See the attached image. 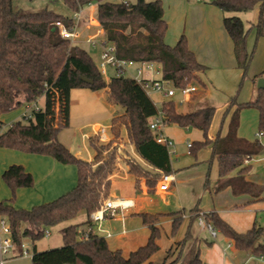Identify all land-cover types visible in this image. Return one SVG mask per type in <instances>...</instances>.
<instances>
[{
  "label": "trees",
  "instance_id": "16d2710c",
  "mask_svg": "<svg viewBox=\"0 0 264 264\" xmlns=\"http://www.w3.org/2000/svg\"><path fill=\"white\" fill-rule=\"evenodd\" d=\"M15 0H0V116L18 107L28 106L43 96L44 106L31 110L29 116L13 122L0 132V148L30 155L49 157L63 165L76 167L77 181L73 188L52 201L32 206L29 209L16 208V190L32 188L33 177L21 165H11L1 174V179L11 192L8 200L0 201V219L5 218L10 227L11 240L17 255L20 245L28 240L33 248L30 264H152V256L159 250L160 223L162 218L171 219V235L181 224L182 213L166 214L138 213L142 225L149 230L146 243L124 256L121 250H111L104 237L93 231L92 214L102 200L109 195V177L116 170L114 151L106 153L108 145H100L97 136L89 138V147L94 152L92 161L74 156L57 140L59 132L68 126L69 95L73 89L103 91L108 104L120 106L121 115L110 121L113 138L126 132V139L134 147L137 156L156 171L171 175L172 168L164 144L156 142L157 134L149 129L150 120L158 112L163 115L164 124H175L181 128H195L203 140L190 144L189 154L204 147H211V160L217 163L220 182L214 193L230 188L234 195L246 194L258 198L261 187L246 181L250 166L244 165L245 157L263 153L257 140L249 142L239 138L240 108L253 107L258 114V127L264 129V89H257L254 101L236 107L232 98L223 114L221 125L227 118V131L221 137L220 130L213 140L207 136L215 109L201 107L185 113L175 110L172 101L163 102L158 110L146 91L134 79L119 76L105 81L90 55L76 44L62 39L53 23L63 22L73 28L71 18L61 16L46 8L36 12L17 9ZM70 11L96 4V21L107 43L114 46L115 56L121 60L152 62L159 64L162 78L176 88H183L191 82L201 88L205 84L199 74L206 68L200 64L188 48L184 35L179 36L173 46L164 42L167 23L163 19L160 0L146 2L136 0L134 4L112 3L108 0H62ZM210 4L224 14L247 13L258 7V17L253 25L256 36L264 37V0H211ZM222 24L233 46L236 66L243 73L247 70L250 56L246 51V33L237 16H224ZM264 71L254 77L262 78ZM87 79L90 83H85ZM196 100L193 95L188 104ZM234 108V109H233ZM0 122V126H1ZM112 143V141H111ZM127 174L145 179V186L153 190L159 176H151L140 166L127 162ZM237 176L227 178L234 170ZM207 185V181L204 186ZM84 213L86 220L81 224L64 227L60 233L62 246L36 251L35 242L45 236L48 228L74 219ZM199 214L198 209L190 211V223L182 243L190 241L192 222ZM207 225L212 226L233 248L250 252L264 259V230L256 225L244 233L234 231L217 213H202ZM208 246L211 243L207 244ZM169 252V251H168ZM166 253L162 264H201L197 239L187 252H179L171 259Z\"/></svg>",
  "mask_w": 264,
  "mask_h": 264
},
{
  "label": "rangeland",
  "instance_id": "374dc122",
  "mask_svg": "<svg viewBox=\"0 0 264 264\" xmlns=\"http://www.w3.org/2000/svg\"><path fill=\"white\" fill-rule=\"evenodd\" d=\"M112 3H120L125 2L129 4H134L136 0H108ZM146 2H151L155 0H145ZM162 4L163 11L165 12L164 21L167 23V31L170 33L176 29V23L178 22L179 15L181 17V21L187 18V24H180L182 28H184L186 32L191 30L190 27L197 26L191 22H197L199 26L209 23H214V20L217 19L222 23L223 14L221 11L210 4L211 0H203L200 4L194 3L189 0H160ZM14 5L17 9H22L24 11L36 12L41 9H48L53 11L56 14H59L64 17H72L73 12L68 9V7L63 3L62 0H15ZM195 5H199L198 7ZM94 6V4H93ZM83 12L88 13L90 11V7L86 6L82 8ZM257 11L258 8H254L252 11L247 13H238L235 16L239 17L243 23L244 31L246 33V51L250 56V62L247 70L243 73L242 70L236 67L235 63L231 64L228 68L224 70H210L204 75L203 73L200 76L205 80L207 87L205 91H203L202 96L200 94L196 95V100L192 104L184 103L182 105H178L175 103V110L181 113H185L188 111L189 106H193L194 108L198 107H206L207 105H202V101H206L208 105L215 108V114L213 116L211 125L208 129L207 136L215 137L217 132L220 130L221 134H223L225 128L227 127L228 119L224 120V123L221 125L224 111L226 109V105H228L229 101L232 98H235L236 107L242 106L247 103L254 101L257 96V88L256 83L257 80L254 79L256 75L260 72L264 71V37H257L255 33V29L253 25L257 21ZM224 16H229L225 14ZM232 16V15H231ZM90 17L96 21V9L93 8ZM177 18V19H176ZM195 20V21H194ZM199 22V23H198ZM204 22V23H203ZM79 25V23H78ZM223 25V24H222ZM93 26H89L86 29H83L81 26L76 29L78 33V37L73 41V44H76L81 49L85 50L90 57L92 58L95 65H97L99 61L98 54L95 49H92L88 44L84 41L89 35L93 34L99 28L93 22ZM224 28V27H223ZM185 33H183L185 35ZM99 37L102 38V35L99 34ZM131 72V71H129ZM264 77V73L262 75ZM113 77L112 70H108L107 76L104 79H110ZM262 77V78H263ZM207 78V79H206ZM201 79V78H200ZM190 84L198 86V90L201 91V87L195 83L191 82ZM207 92V94H206ZM148 97L155 104L157 109L161 108L162 102L172 101L176 102L179 98V93L173 98H166L161 93H157L154 91L146 92ZM71 99H75L76 97H85V98H94L99 96L101 98V103L107 105L105 101V95L103 91H99L97 93H92L88 90L84 89H73L71 90ZM91 105H94V100ZM201 102V103H200ZM201 104V105H200ZM37 105H42V103H38ZM98 106V104H96ZM82 106V105H81ZM113 115H108V112L101 118H87L88 114L80 111V108L77 106H73L71 109L72 116L70 118V127L74 130V136H71L73 130H65L67 127L63 128L62 136L60 137L61 142H65L66 138L68 140H72V142L76 145H82L80 139L81 132L91 133V125L84 127L82 130L78 129L79 127L86 124V122L92 123V121H97L100 124V128L105 129V133L107 138L101 140L99 139L98 143L100 145H108L109 147L106 150V153L110 151H114L116 154L115 158V166L116 170L113 174L117 173L119 168L118 165H121L126 169L127 172V162L135 163L140 166L144 171L150 173L151 176H159L154 173L153 170L149 169L148 166L140 160L137 156L134 147L128 142L125 137V131L121 129V135L117 138H113L110 132V117L108 116H117L122 114L123 109L120 106L113 105L112 106ZM34 109L33 105L30 104L28 106L22 105L15 110L10 111L9 113L3 115L0 118V121L3 123L0 126V132H3L8 128V125L15 120L17 116H19L20 112L26 111V113L30 114L31 110ZM103 109V108H102ZM80 111V112H79ZM111 112V110H108ZM101 112H103L101 110ZM18 118V117H17ZM20 118L19 120H21ZM93 121V122H94ZM99 129V128H98ZM80 130V131H79ZM60 131V132H61ZM259 131L258 127V114L255 108L253 107H244L240 108L239 111V128H238V136L246 139L247 141L257 140L259 142H264V129L261 131L262 137L260 139L255 138V134ZM163 133L167 136V139L171 142L172 148L170 149L172 153L169 154L172 174L175 177V184L168 190L169 195L166 197V203L162 201V199L154 196L155 192L159 191L158 187L160 185L159 179L155 184L153 190H148L145 186V179L139 178L138 183H134L135 195L138 197H152L151 203H146L144 205V212L148 213H171V212H181L183 220L181 224L177 227L174 234L171 235V226L170 225H160V238L158 240L159 250L152 256L151 262L152 264H162L163 258L166 257V253L169 256L168 260L175 258L179 252L185 253L191 247L193 242V238L190 240L191 244L189 247V242L182 243L181 240L187 234V227L190 223V211L193 209H198L199 211L209 212L213 210L214 207H217V202L214 196L209 195L207 192H204V183L207 178L210 182L217 177V163L214 159L211 160V147H204L198 150L195 155H191L188 152L187 144H191L193 142H199L203 140L202 133L195 128H181L175 124H169L163 126ZM112 141V143H111ZM59 142V141H58ZM60 143V142H59ZM61 144V143H60ZM263 144V143H262ZM264 145V144H263ZM89 151V148L87 146ZM81 156L80 159L85 160L87 158V153L82 149L81 146ZM1 153H6V156H0V168L7 162L9 166L11 165H21L22 161H17V158L20 155H26L25 153L0 148ZM11 155L7 157V154ZM73 154V153H72ZM15 156V157H14ZM260 158L264 156H259ZM258 156H256L251 164L256 167L258 165ZM6 165V166H8ZM0 173V201L8 200L11 197V192L8 187L4 184L1 179ZM112 174V175H113ZM111 175V176H112ZM122 176V173L119 174ZM110 176V177H111ZM109 177V180H110ZM135 178V177H134ZM159 178V177H158ZM135 178V182H136ZM128 183H120L114 182L112 189H110L109 195L104 198V200L119 198L115 196H111V194H121L119 191H123L124 187L127 186ZM132 186V185H131ZM154 196V197H153ZM102 203V202H101ZM19 204V203H18ZM15 207H19L14 202ZM35 205H28V207L23 209H29ZM199 212V213H203ZM130 217V218H129ZM127 219H131L126 224L127 235L122 237H118V234L122 232V224L119 220H111L106 219L102 223V228L108 230L111 233V238H105L108 243V246L111 250H121L124 256H127L130 251L137 249L140 246H143L149 236V230L144 228L141 225V220L139 216H128ZM165 218H162L161 222ZM169 219V218H168ZM86 220L85 214L80 213L74 219L60 223L56 226L50 227L47 229L46 235L41 238L39 241L35 242V247L37 251L49 250L54 248H59L62 245V238L60 231L72 224H81ZM96 226L93 227V231L96 232ZM97 233V232H96ZM190 233L193 236H198V238L202 241V245L200 247L201 250V258L206 262V264H218L220 260L221 253L225 250L229 249L228 242L226 239L216 231V238L212 239L207 230H202L197 225V217L192 222L190 227ZM100 236H103L100 234ZM195 241V240H193ZM26 246L29 247V256L26 258H19L14 262L8 261L6 264H29V259L33 252V248L31 243L28 240L23 241ZM260 242H264V238L260 239ZM211 243L210 246L207 244ZM204 244V245H203ZM169 251V252H168ZM228 252V251H227ZM222 256V255H221ZM230 255L228 254V259ZM223 259V258H222ZM258 259V257H257ZM241 262V261H239ZM241 264V263H238ZM258 264V262H255Z\"/></svg>",
  "mask_w": 264,
  "mask_h": 264
},
{
  "label": "crops",
  "instance_id": "0c3cea01",
  "mask_svg": "<svg viewBox=\"0 0 264 264\" xmlns=\"http://www.w3.org/2000/svg\"><path fill=\"white\" fill-rule=\"evenodd\" d=\"M190 1L197 3V4H200L201 2H203V0H200V1L189 0V2ZM195 6L198 7L199 5H195ZM88 7H90V11L88 13L83 12L81 9V17H80L78 27L81 26L83 29H86L89 26L94 27L93 26V22H94L96 24V26L99 28L97 21H94L90 17L92 9L93 8L96 9V4H94V6H93V4H91ZM256 8H258V7H256ZM222 14H223V16H221V17L223 20V17L225 14L224 13H222ZM228 15L229 16H231V15L235 16L236 14H228ZM163 16L165 17L164 11H163ZM257 17H258V11H257ZM68 18H72V17H68ZM186 21H187V18H185L184 20L181 21V17L179 15L178 22L176 23V25H177L176 29L174 31H171L170 33L166 32V34H165L164 42L167 45L173 46L176 43L179 36L184 35L183 33H185L186 30L184 28H182L180 26V24L185 23V25H189V24H187ZM192 23L197 25V26L190 27L191 30H188V32H186L184 36L186 37L188 48L193 52L196 60L206 68L205 72L203 73L204 75H206V73L209 72L210 70H215V71L216 70H224V69L228 68L231 64L235 63V65H236V61H235L234 54H233L232 42H231L230 38L228 37L227 33L225 32L223 25H222L220 20L218 22L217 19H215L214 23H209L207 25H206L207 22H205V24H203L201 26H199L200 24L198 25L196 21L191 22V25H192ZM96 31H98L99 34L102 35V37H103L102 31L100 28H99V30H96ZM95 51L98 54V51L97 50H95ZM144 76H147V75H144ZM199 77L201 78V80L205 84V87L202 88L201 91H198L195 94V96L197 94H200V92H202L200 95V97H201L203 94V91H205V89L207 87V84H206L205 80L203 79V77L200 76V74H199ZM263 79H264V77H263ZM104 80L106 82L109 81V79H104ZM84 90H87V89H84ZM70 93H71V91H70ZM92 93H97V92H92ZM206 94H207V92H206ZM104 95H105V93H104ZM71 98L72 97L70 94L69 95V120H68V126L65 130H69V129L73 130L70 127V118L72 116V114H71L72 110L71 109L73 108V106H77L78 108H80L81 112L83 111V113L88 114L87 118L92 117V118L98 119V118H101L102 115L104 116L106 114V112H108V115H113V113H112V108H113L112 106L113 105L108 104V103H105L107 105H104V103H101V98H99V96H96L94 98L76 97L74 100ZM93 100H94L95 104L91 105V103H93L92 102ZM105 101H106V96H105ZM38 103L39 104L42 103V105L41 106L37 105ZM173 103L175 104V102H173ZM35 104L37 105L38 108H43V106H44L43 96L38 98L36 100ZM96 104H98V106ZM201 104L207 105L206 107H212V106L208 105L205 100L202 101ZM192 108L197 109V108H194L193 106H192ZM198 108H201V107H198ZM212 108H214V107H212ZM101 110L103 112H101ZM108 110H111V112ZM24 115L28 116L29 114L26 113V111L20 112L19 116H17L18 118L16 117L13 122L18 121ZM2 116H0V118ZM108 117H110L109 119L111 121V119L115 116H112V117L108 116ZM93 121H92V123H90V121L86 122L85 125L78 128V129L82 130L84 127L91 125V127H90L91 133L90 134L87 132H81L80 133L82 149L87 153L86 161H92V159L94 157V152L89 147L88 139L97 136V130H98V128H100V124L97 121H94V122ZM13 122H11L8 125V127ZM1 124H3V123L1 122ZM238 128H239V126H238ZM121 129L124 130V128H121ZM226 131H227V127L225 128L223 134H220V136L223 137L226 134ZM74 134H75V132L73 130L71 133V136H74ZM163 134L167 138L165 133H163ZM237 135H238V130H237ZM61 136H62V131L59 132V134L57 136V140L62 145H64L71 153H73L74 156H76L77 158H80V157L83 158L81 156V153H82L81 152V146L74 144L72 142V140H68V137L66 138L65 142H61V140H60ZM105 136H106V133H105ZM125 137H126V132H125ZM107 138H110V137H107ZM208 138L213 140L215 137L209 136ZM239 138H241V137H239ZM260 138H258V139H260ZM249 142H252V141H249ZM262 143L264 144V142H262ZM262 143L259 142V144L263 148V153L258 155V157L264 156V145ZM87 146L89 148V151L87 149ZM10 155H11V153H9V155L7 154V157H9ZM0 156L5 157L6 153H1ZM83 159H85V158H83ZM17 161H22V167L24 168V170L32 175L33 180H34V185L32 188H20V189L16 190V203L19 206L16 208H21V207L26 208V207H28V205H38V204H42V203L52 201L53 199L57 198L58 196L69 191L76 184L77 171H76V167H74L72 165H63V164H60V163L56 162L55 160H53L49 157L30 155V154L20 155V157L17 158ZM8 163H11V162L10 161L7 162L6 165H8ZM6 165L4 164L2 166V168H0V173L3 172L7 167H9V165L8 166H6ZM147 166L149 169L153 170L154 173H156L158 175L160 174V172L151 168L149 165H147ZM249 166H250V169H249V172L245 175V179H246V181H249V182L261 187V193L259 194L258 198H253L250 195H246V194L234 195L231 192L230 188H224L223 190H221L217 193H214L216 186L220 182V178L218 177V169H217V177L215 180H213V182H210V180H208L207 178L205 179V183L207 181V185L204 186V192H207L209 195L214 196V198L216 199V202H217L216 203L217 207H214L213 210H211L209 212L217 213L218 216L223 221H225L234 231H236L238 233H244V232L248 231L249 229H251L254 225H256V226H258L264 230V157H262L258 160V165H256V167H254L251 163L249 164ZM118 168H119L118 172L113 174L110 177V182H111V188L110 189H112L115 181L120 182V183H128V184L126 187L123 188L124 189L123 191H119L121 194L113 193V194H111V196L124 198V199H132L135 203V206L132 209H130L128 211V213L126 214V217L124 219V223L122 225L121 234H118V237L123 238L124 236L127 235L126 224L129 220H131V219H127L128 216H137L138 213H148V212H144V205L146 203H148V204L151 203L152 197L151 196L150 197H146V196L145 197H138V196H136L135 190H134L135 178L133 176L127 174L126 169L123 168L121 165H118ZM238 171H239V169L232 171L227 176V178L236 177ZM120 173H122V176L119 175ZM171 176L173 177V182L171 183L169 189H171V187L175 184V177L173 174H171ZM205 183H204V185H205ZM169 193H171V192H168V190L165 192L157 191V192H155L154 196L162 199V201L164 203H166V197L169 195ZM199 212H203V211H199ZM203 213H207V212H203ZM151 214H156V213H151ZM157 214H165V213L160 212ZM170 223H171V219H164L160 223V225H170ZM141 225H142V223H141ZM142 226L144 228H146V226H144V225H142ZM202 230H205V229H202ZM192 237H193V240L197 239V241H198L200 263L206 264V262L201 258L200 247L202 245V241L198 238V236H192ZM193 240H191V241L194 242ZM191 241L189 242V245L187 247L190 246ZM226 241L228 242L229 249L225 250V252L223 251L221 253L222 256L220 255V260H219L218 264H238V263L255 264V262H258V264H264V259H260L259 257L257 259V257L253 256L250 252L235 250L233 248V246L231 245V243L227 239H226ZM35 249H36V247H35ZM228 254L230 255V257L228 259H226ZM19 258H26V257L17 255L15 250H13V253L9 257L8 261L14 262L15 260H18ZM239 261H241V262H239ZM29 264H30V259H29Z\"/></svg>",
  "mask_w": 264,
  "mask_h": 264
},
{
  "label": "built area",
  "instance_id": "2783aa9c",
  "mask_svg": "<svg viewBox=\"0 0 264 264\" xmlns=\"http://www.w3.org/2000/svg\"><path fill=\"white\" fill-rule=\"evenodd\" d=\"M80 17L81 9L73 13V16L71 18L74 22L73 28L66 27V25L61 21L54 22L53 26L62 39L68 40L71 44H73V41L78 37L76 29L78 28ZM84 42L88 44L92 49L98 51L99 61L97 63V69L103 77L107 76V72L110 69L113 72V77L125 76L132 78L137 83H139L146 92L154 91L157 93H161L166 98H173L176 93H179V98L175 102L178 105L187 103L190 98L199 91L198 86L192 84H189L183 88L174 87L170 81H166L162 78V70L159 64L152 62H136L133 60L118 59L115 56L114 46L110 43H107L103 37L100 38L98 31H95L93 34L89 35V37H87ZM35 103L32 104L34 110H39L40 108H38ZM163 119V115L158 112V114L150 120L149 129L157 134L156 142L164 144L168 151V154H170L172 153L170 150L172 148V144L163 134V126L165 125ZM97 136L101 140L105 139V129L99 128L97 130ZM261 136V132H257L255 134V138H260ZM189 148L190 143L187 144L188 152ZM255 157L256 156L245 157L243 160V164L249 165ZM259 159L260 158H258V160ZM158 179L160 182V185L158 187L159 191L165 192L169 190L170 185L173 182V177L171 175L160 173ZM134 206L135 203L132 199L113 198L102 201L98 209L91 216L92 225L93 227L96 226L97 228V233H95L99 236L100 234H102V237L104 238H110L111 233L108 230L102 228V223L106 219H111L119 220L123 225L126 214ZM197 225L199 228L207 230L212 239L216 238V230L212 226L205 223L202 213H199L197 216ZM14 249L15 246L11 240L10 227L7 223V220L5 218H1L0 264H6L8 262L9 257L12 255ZM20 249V256L28 257L30 255L29 247L26 246L24 242L21 243Z\"/></svg>",
  "mask_w": 264,
  "mask_h": 264
},
{
  "label": "water",
  "instance_id": "95a60500",
  "mask_svg": "<svg viewBox=\"0 0 264 264\" xmlns=\"http://www.w3.org/2000/svg\"><path fill=\"white\" fill-rule=\"evenodd\" d=\"M83 82L85 83H90L89 80L87 79H82ZM256 88L259 90V89H264V79L263 78H259L257 80V83H256Z\"/></svg>",
  "mask_w": 264,
  "mask_h": 264
}]
</instances>
